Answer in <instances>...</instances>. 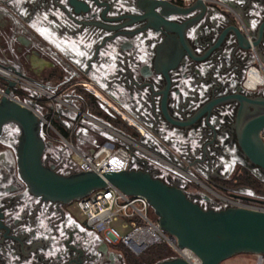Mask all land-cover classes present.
Listing matches in <instances>:
<instances>
[{
    "label": "flooded vegetation",
    "instance_id": "obj_1",
    "mask_svg": "<svg viewBox=\"0 0 264 264\" xmlns=\"http://www.w3.org/2000/svg\"><path fill=\"white\" fill-rule=\"evenodd\" d=\"M0 64L43 90V163L60 175L103 139L204 209L226 208L215 193L239 191L244 161L264 174L236 127L241 98L264 97L246 86L264 70V0H0ZM19 135L0 137V264H128L72 204L31 192Z\"/></svg>",
    "mask_w": 264,
    "mask_h": 264
},
{
    "label": "water",
    "instance_id": "obj_2",
    "mask_svg": "<svg viewBox=\"0 0 264 264\" xmlns=\"http://www.w3.org/2000/svg\"><path fill=\"white\" fill-rule=\"evenodd\" d=\"M241 101L236 125L239 147L250 164L264 171V143L260 137L264 97ZM8 125L20 132L16 147L19 174L36 196L70 205L94 191L115 187L125 195L146 199L161 229L177 240L180 249L192 251L201 264H220L242 254L264 255V212L233 207L204 209L180 188L142 170L60 175L43 163L46 142L42 120L32 109L3 97L0 137ZM157 264L190 263L178 257Z\"/></svg>",
    "mask_w": 264,
    "mask_h": 264
},
{
    "label": "built area",
    "instance_id": "obj_3",
    "mask_svg": "<svg viewBox=\"0 0 264 264\" xmlns=\"http://www.w3.org/2000/svg\"><path fill=\"white\" fill-rule=\"evenodd\" d=\"M263 78V83L249 89L257 91L264 88V70L252 67ZM13 84V86H10ZM9 90V92H8ZM44 98L43 90L35 86L18 71L0 64V102L3 97L32 109L42 120L43 132L50 134V122L45 116V105H37L34 95ZM264 143V129L260 133ZM132 155L125 143L108 139L92 153H76L74 162L79 172H122L130 167ZM227 207L242 208L264 212V200L257 197L224 195L215 193ZM74 208L84 218L87 228L100 235L112 249L124 248L134 256H140L150 248L166 245L174 258H183L190 264H201L199 258L189 249H180L177 240L164 232L148 201L142 197L128 196L115 187L92 192L87 197L74 201ZM249 264H264V255L242 254ZM220 264H238L228 259Z\"/></svg>",
    "mask_w": 264,
    "mask_h": 264
},
{
    "label": "trees",
    "instance_id": "obj_4",
    "mask_svg": "<svg viewBox=\"0 0 264 264\" xmlns=\"http://www.w3.org/2000/svg\"><path fill=\"white\" fill-rule=\"evenodd\" d=\"M107 139L101 140V142L97 145H101ZM77 168V167H76ZM77 169L69 170L68 174L77 172ZM237 186L246 187L251 189L256 195L257 198L264 200V181L254 174H252L246 168H242V172L239 174L237 178ZM236 186V184L234 185ZM215 210H221L223 208H213ZM124 251L127 257L128 264H157L161 261L174 258V254L166 245H158L153 248H150L145 253L140 256L132 255L128 250L124 248H120Z\"/></svg>",
    "mask_w": 264,
    "mask_h": 264
},
{
    "label": "rangeland",
    "instance_id": "obj_5",
    "mask_svg": "<svg viewBox=\"0 0 264 264\" xmlns=\"http://www.w3.org/2000/svg\"><path fill=\"white\" fill-rule=\"evenodd\" d=\"M264 88H259L257 91L263 90ZM41 102L43 101V98H40ZM45 112V111H44ZM43 135H45V133L43 132ZM47 140V139H45ZM101 142V140H99L96 144L98 145ZM245 168L248 167L250 170H252L253 172H255L258 176H264V174L262 172H260L258 169L254 168V167H250L248 165V163L246 161L243 162ZM230 192V193H229ZM219 191L217 192L218 194H224L226 196L230 195L231 192H233L234 194H239V196H245V197H257V195L249 188L246 187H239V191L238 190H234V191ZM238 192V193H236ZM223 204V203H222ZM77 214L79 213L78 211H75ZM81 220L85 221L84 218H81ZM234 262L238 263V264H249V262L246 261L245 257L242 255L236 256L233 258Z\"/></svg>",
    "mask_w": 264,
    "mask_h": 264
},
{
    "label": "bare ground",
    "instance_id": "obj_6",
    "mask_svg": "<svg viewBox=\"0 0 264 264\" xmlns=\"http://www.w3.org/2000/svg\"><path fill=\"white\" fill-rule=\"evenodd\" d=\"M262 83H263V78L258 74V72L255 69H252L249 73V80L246 84L247 88L251 89L254 86Z\"/></svg>",
    "mask_w": 264,
    "mask_h": 264
}]
</instances>
